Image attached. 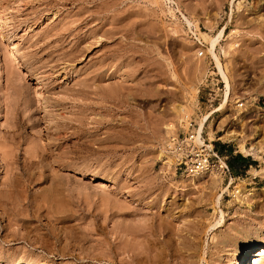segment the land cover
I'll return each mask as SVG.
<instances>
[{
	"label": "rangeland",
	"instance_id": "374dc122",
	"mask_svg": "<svg viewBox=\"0 0 264 264\" xmlns=\"http://www.w3.org/2000/svg\"><path fill=\"white\" fill-rule=\"evenodd\" d=\"M193 31L230 81L216 63L212 115ZM185 114L246 170L175 171L162 147ZM261 248L264 0H0V264H253Z\"/></svg>",
	"mask_w": 264,
	"mask_h": 264
},
{
	"label": "built area",
	"instance_id": "2783aa9c",
	"mask_svg": "<svg viewBox=\"0 0 264 264\" xmlns=\"http://www.w3.org/2000/svg\"><path fill=\"white\" fill-rule=\"evenodd\" d=\"M191 34L197 44V57L206 59L209 65V72L200 81L197 89V103L199 102V108L204 105L208 114L212 115L225 99V82L218 73L213 55L208 52V43L197 36L196 32ZM216 50L215 47V53ZM220 52L222 53V50ZM218 58L220 59L219 56ZM237 103V107H243L242 101ZM199 121L198 114H185L177 125L170 126L162 147L164 153L171 157L174 170L187 177L197 178L215 172L222 181L232 180V169L228 164L227 155L219 154L211 141L203 137V127L207 120L201 132H197Z\"/></svg>",
	"mask_w": 264,
	"mask_h": 264
},
{
	"label": "bare ground",
	"instance_id": "6f19581e",
	"mask_svg": "<svg viewBox=\"0 0 264 264\" xmlns=\"http://www.w3.org/2000/svg\"><path fill=\"white\" fill-rule=\"evenodd\" d=\"M217 42V41H216ZM215 44H217V43H215ZM211 51H212V54H213V56H214V58H215V61H216V63H217V66H219V68H221V62H220V59L218 58V56H217V54L215 53V50L214 49H211ZM223 67V66H222ZM221 71H222V74H223V78L225 79V81H226V83H227V87H228V89H230V81H229V79H228V77H227V74H225L224 72H223V70H222V68H221ZM229 96V95H228ZM221 105V104H220ZM220 107V106H219ZM177 112V111H176ZM178 112H180V111H178ZM202 126H203V123H202ZM201 132V131H200ZM244 151V150H243ZM235 188H237V187H235ZM236 190V192H238V193H241V191L240 190H237V189H235ZM255 255L253 256V258L251 259V262H253V264H258V263H260V261L264 258V248H261V249H259L258 251H256L255 253H254ZM245 253L241 256V258L239 259V261H238V264H242L243 263V259L245 258Z\"/></svg>",
	"mask_w": 264,
	"mask_h": 264
},
{
	"label": "trees",
	"instance_id": "16d2710c",
	"mask_svg": "<svg viewBox=\"0 0 264 264\" xmlns=\"http://www.w3.org/2000/svg\"><path fill=\"white\" fill-rule=\"evenodd\" d=\"M226 151L227 155L230 157L228 159V164L234 171L237 172L239 170H246V168L251 164L247 158L241 155V153H236L233 155L231 149H227Z\"/></svg>",
	"mask_w": 264,
	"mask_h": 264
}]
</instances>
